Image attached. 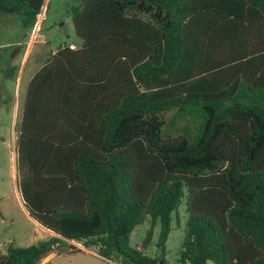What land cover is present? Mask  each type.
Here are the masks:
<instances>
[{
    "label": "trees",
    "instance_id": "16d2710c",
    "mask_svg": "<svg viewBox=\"0 0 264 264\" xmlns=\"http://www.w3.org/2000/svg\"><path fill=\"white\" fill-rule=\"evenodd\" d=\"M42 4L0 0V13L29 28ZM70 10L82 49L109 44L107 72L65 79L63 90L95 93L52 110L38 100L44 69L28 82L15 140L29 171L24 207L54 235L8 245L0 264H36L65 240L116 264H167L183 196L180 264H264V0H79Z\"/></svg>",
    "mask_w": 264,
    "mask_h": 264
},
{
    "label": "rangeland",
    "instance_id": "374dc122",
    "mask_svg": "<svg viewBox=\"0 0 264 264\" xmlns=\"http://www.w3.org/2000/svg\"><path fill=\"white\" fill-rule=\"evenodd\" d=\"M79 0H44L39 21L37 23V36L40 39L53 42L59 41H78L71 22V10ZM10 16V15H8ZM16 22L0 26V60L7 54L3 46L20 39L23 31L21 26V18L18 15H11ZM31 28H27L30 31ZM9 115L0 113V252L6 241L8 244L29 245L34 244L47 237L43 232L30 221L26 214L22 211L19 204L24 205V197L29 191L27 184V176L29 171L24 161L19 159L16 149L7 143L9 139L8 125ZM4 125L6 127H4ZM15 191L18 192L19 198ZM185 194V189H184ZM20 199V200H19ZM4 206V207H3ZM170 229L167 234L164 245V260L167 264H180V250L185 230V200L182 197L176 212H172ZM148 222L135 225L128 236V244L130 247H138L141 239L147 229ZM158 224L156 223L152 229L151 241L147 248L143 250L145 255L157 257L159 250L155 246V240L158 233ZM81 245V242H74ZM83 245V244H82ZM75 247L70 240L59 241L52 247L49 253L51 256L47 261L40 259L36 264H107L106 259L97 254V247L92 245L89 247ZM69 249H73L70 251ZM48 253V254H49ZM47 254V255H48Z\"/></svg>",
    "mask_w": 264,
    "mask_h": 264
},
{
    "label": "crops",
    "instance_id": "0c3cea01",
    "mask_svg": "<svg viewBox=\"0 0 264 264\" xmlns=\"http://www.w3.org/2000/svg\"><path fill=\"white\" fill-rule=\"evenodd\" d=\"M8 15L15 14L0 13V26L16 23ZM38 21L39 17L32 26L31 33L27 31V28H23L20 39H15L14 42L3 46L7 49V55L0 60V113L4 112L9 115L8 125L11 130L9 131L7 143L12 149H16L15 140L20 123L26 86L36 73L44 69L42 73L44 86L39 90V103H41L42 109L52 110L58 102L60 103L65 100L68 103H74V97H82L85 94L95 93H85L83 89H78L79 91H77L75 89L77 88V84H75L76 87L74 85L71 89L63 90L61 86H63L65 79L68 78L72 81L80 79V81H85L97 76L98 73L99 76L103 75L102 73L107 72L108 68L109 44L107 42H92L89 45V49L81 48L82 42L79 38L77 42L59 41L54 44L37 36L39 29L37 26ZM68 44H73L75 49H69L67 47ZM115 49L116 51L120 50L121 53L123 51V47L119 44L116 45ZM59 82L60 88H54V85H57ZM43 126L46 125L43 124ZM4 127L6 126L4 125ZM15 194L19 198L17 191H15ZM19 206L26 216L30 218L22 202ZM29 220L48 235L41 240L54 235L51 231L36 223L32 218ZM8 243L10 242L6 241L4 243L0 254L5 253L8 245L23 246ZM50 256L51 253L46 255L39 263L47 261ZM106 262L116 264L107 259Z\"/></svg>",
    "mask_w": 264,
    "mask_h": 264
},
{
    "label": "built area",
    "instance_id": "2783aa9c",
    "mask_svg": "<svg viewBox=\"0 0 264 264\" xmlns=\"http://www.w3.org/2000/svg\"><path fill=\"white\" fill-rule=\"evenodd\" d=\"M69 49H75V46L73 44H68L67 46ZM75 247H80L81 248V245L77 244V243H74V241H71Z\"/></svg>",
    "mask_w": 264,
    "mask_h": 264
}]
</instances>
